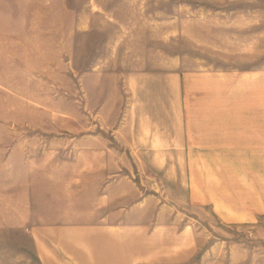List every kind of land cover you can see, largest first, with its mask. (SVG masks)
Segmentation results:
<instances>
[{"label": "rangeland", "instance_id": "obj_1", "mask_svg": "<svg viewBox=\"0 0 264 264\" xmlns=\"http://www.w3.org/2000/svg\"><path fill=\"white\" fill-rule=\"evenodd\" d=\"M176 68L193 148L107 213L58 160L121 120L125 78ZM27 175L55 205L12 212ZM0 264H264V0H0Z\"/></svg>", "mask_w": 264, "mask_h": 264}, {"label": "crops", "instance_id": "obj_2", "mask_svg": "<svg viewBox=\"0 0 264 264\" xmlns=\"http://www.w3.org/2000/svg\"><path fill=\"white\" fill-rule=\"evenodd\" d=\"M190 78L192 75L188 70L182 72L177 68L154 73L139 72L125 78L124 89L128 86L129 90L123 93L127 106H124L121 120L115 126L104 125L92 129L89 158L84 157L81 136L76 137L75 158L69 162L58 160V173L74 166L76 176L82 177L83 173L91 176V189L96 191L97 198L103 200L102 205L108 208L107 213L116 211V206L126 212L131 203H136L133 201L147 196L132 179L140 176L137 170L139 175L136 174L135 167H150L156 179L162 167L184 164L187 150L193 148L189 145L187 112ZM104 142L106 145H103ZM176 160H179L178 163ZM84 166H87L85 171ZM130 167L134 168L133 172ZM26 177V185L12 184L8 195L13 204L12 212L34 214L38 212L37 208L56 204L50 198L51 193L47 194L44 190L46 195L43 196L46 197L39 207L33 196L35 187L31 175ZM126 186L133 187V195L126 191ZM22 190L26 191V197L21 205L19 194ZM100 191L106 193L100 194ZM156 192L155 189V193L149 197L156 198ZM142 205V202L138 204L139 209Z\"/></svg>", "mask_w": 264, "mask_h": 264}]
</instances>
